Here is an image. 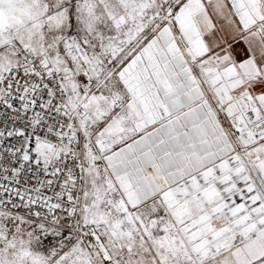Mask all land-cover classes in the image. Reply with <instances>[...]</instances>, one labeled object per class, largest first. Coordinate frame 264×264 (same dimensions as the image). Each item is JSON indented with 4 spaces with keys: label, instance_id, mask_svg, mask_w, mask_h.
Here are the masks:
<instances>
[{
    "label": "snow or ice",
    "instance_id": "obj_1",
    "mask_svg": "<svg viewBox=\"0 0 264 264\" xmlns=\"http://www.w3.org/2000/svg\"><path fill=\"white\" fill-rule=\"evenodd\" d=\"M0 264H264V0H0Z\"/></svg>",
    "mask_w": 264,
    "mask_h": 264
}]
</instances>
